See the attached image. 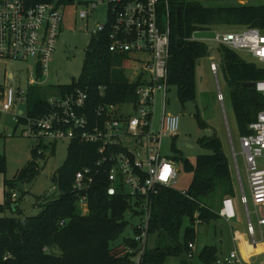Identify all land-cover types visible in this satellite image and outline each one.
<instances>
[{
  "label": "trees",
  "instance_id": "obj_1",
  "mask_svg": "<svg viewBox=\"0 0 264 264\" xmlns=\"http://www.w3.org/2000/svg\"><path fill=\"white\" fill-rule=\"evenodd\" d=\"M29 4L50 3L57 7L71 4L74 0H27ZM161 13H165V1L161 0ZM168 21L170 29V58L168 83L177 87L181 102L196 97V64L210 54L206 40L193 39L196 30L230 27H257L264 29V2L257 0H168ZM221 68L229 87L230 98L240 135L250 132L249 124L264 110V95L245 83L264 79V67L253 61L244 60L233 49L219 44ZM126 54H115L109 50V37L105 32L92 35L86 48L79 78L70 85L47 90L44 86L28 88L27 106L30 115L49 110L46 97L49 94L65 93L77 88L88 90L98 98L99 87L106 86L107 99L114 103L134 98L135 85L126 73L129 66ZM198 117L199 125L204 123ZM1 118V113H0ZM26 123L23 116L19 122ZM200 146L211 152L201 154L193 164L184 159L186 170L193 173L187 194L176 188L164 187L155 197L149 234H158L161 244L147 248L142 264H164L169 255H180L189 251V243L195 242V213L201 222L216 220L215 201L218 197L236 196L235 182L221 139L217 135L201 137ZM35 146L31 159L19 168L12 179H5V200L1 211L11 209L22 213L19 197L13 198L20 180L35 178L40 170ZM54 145V143H52ZM48 149L49 145H43ZM97 146L72 141L67 158L54 172L52 180L58 194H44L38 197L39 212L24 217L0 216V264H135L133 253H122L111 245L128 226L127 213L137 216L139 201L130 198L123 189L109 195L110 185L105 170L96 177L89 190L88 209L82 212L79 197L73 190L78 170L94 167L98 159ZM5 171V159L0 155V172ZM186 227L180 242V231L184 220ZM63 221V224L61 223ZM137 228H135V233ZM124 243L134 249L137 242L126 238ZM217 248L206 246L201 259L216 261Z\"/></svg>",
  "mask_w": 264,
  "mask_h": 264
},
{
  "label": "built area",
  "instance_id": "obj_2",
  "mask_svg": "<svg viewBox=\"0 0 264 264\" xmlns=\"http://www.w3.org/2000/svg\"><path fill=\"white\" fill-rule=\"evenodd\" d=\"M108 11L106 23L97 25L92 34L105 32L109 37V50L129 57L128 68L134 76V98L114 103L107 99V87L100 86L99 97H93L88 90L77 88L65 93L49 94L46 97L49 110L44 113L27 115L23 110L16 115V121L23 116L26 120L24 132L36 137L42 143L37 153H45L43 145L67 140L89 143L97 146L98 159L94 167L78 170L74 177L73 190L79 197L82 212L88 209L86 191L103 170L108 175L109 195L123 189L131 199L140 202L141 222L136 227L133 239L136 249L125 243L115 247L122 253L137 252L135 264H142L147 250L150 222L155 197L164 187L174 188L178 182L179 169L173 158L162 155L161 144L165 137L174 138L179 134L180 116L167 112L168 66L170 58V29L168 21V0H164L166 13H161V0H100ZM264 2V0H257ZM96 2L87 5L79 13L88 17ZM62 9L50 3L31 5L27 0H0V59L35 60L31 69L33 84L42 85L43 76L50 71V62L61 32ZM199 31V30H196ZM216 40L233 50H243L253 61L264 67V29L240 27L230 32L217 31ZM193 39H197L193 36ZM202 40V39H201ZM220 66L212 61L210 70L217 75ZM36 77V78H35ZM254 90L264 95V79L255 82ZM163 94V115L159 127L154 128V106L157 93ZM6 111L18 102H27L28 90L8 87L0 91ZM217 98L224 101L218 90ZM250 132L240 135V151L236 152L231 141L232 159L240 187V202L247 216V231L254 246L264 240V110L249 124ZM124 138L135 139L136 145L146 147L148 159L141 151H132ZM48 145V144H46ZM49 145V146H50ZM244 161L250 196L243 187L238 157ZM187 194L186 190L181 191ZM13 198L17 192L13 191ZM254 204L250 211L249 204ZM218 214L230 221L236 215V204L232 197H224ZM257 216V224L251 215ZM200 223L199 213H195ZM63 224V221L61 222ZM189 257L194 256V243H189ZM237 250L217 263L240 262Z\"/></svg>",
  "mask_w": 264,
  "mask_h": 264
},
{
  "label": "rangeland",
  "instance_id": "obj_3",
  "mask_svg": "<svg viewBox=\"0 0 264 264\" xmlns=\"http://www.w3.org/2000/svg\"><path fill=\"white\" fill-rule=\"evenodd\" d=\"M96 2V7L89 13L88 17L81 18L80 11L87 10V5ZM62 22L61 32L59 34L55 51L53 52L50 62V71L47 76H43L42 85L33 84L31 69L36 64L34 59L28 60H6L0 59V91L8 87L28 90L32 86H44L47 90L56 89L63 85H70L76 81L81 73L86 48L91 40L92 31L97 25L106 23L108 11L105 3L100 0H74L73 3L61 7ZM217 30V29H213ZM222 32H230V27H221ZM210 48V54L197 61L196 64V97L194 100L181 102L178 96L177 87L169 84L167 112L180 116L179 134L173 139L165 137L162 140V155L175 159L176 166L179 169L178 182L174 186L177 190H188L193 178V173L186 170L184 159H188L193 164L196 163L197 157L201 154H207L211 151L200 146L198 139L201 137H210L217 135L223 144V149L228 158L232 176L235 182L236 194H240V187L232 159L231 140L237 153L240 151L239 129L234 113L233 103L230 98L229 87L225 81L224 73L221 68V55L218 48L219 43L216 39L206 40ZM240 56L250 62L253 58L249 53L243 50H237ZM215 61L219 66L217 75L210 70V63ZM126 73L130 78L134 76L131 69L126 68ZM36 78V77H35ZM223 93L224 101L217 98L218 90ZM27 102H18L12 109H4V98L0 96V155L5 159V171L0 172V204L4 203V181L12 179L17 170L23 167L32 157L35 146L40 140L36 137L27 135L24 132L26 123L18 122V127L13 132L18 108H25ZM163 115V94L157 93L154 106V128H158ZM204 123L199 125L198 117ZM13 133V134H12ZM124 143L132 151H141L143 159H148L146 147L136 145L135 139L124 138ZM45 144L50 145L48 142ZM70 142L67 140L57 141L45 150L44 156L39 157L37 162L40 170L38 175L29 180H20L17 183L15 191L19 197V206L22 213H15L11 209L1 211L0 216L24 217L35 215L39 212L37 206L38 197L44 194H58L56 185L52 180L54 172L64 163L68 154ZM239 168L241 171L243 187L250 196L247 175L244 162L240 154L237 155ZM264 166V159H261ZM250 207H252L250 201ZM242 222L233 221L229 224L221 219L209 222H200L195 224V244L193 251L194 256L189 257L187 253L180 255H169L164 264H207V261L200 258V253L206 246L217 247L218 259L229 255L233 247L232 230L240 232L243 235V241L247 245L249 255L242 257V264H264V245L252 250L249 242L244 235L247 234L246 220L244 214H240ZM128 226L118 238L112 241L111 245L117 247L124 243L126 238L135 236V228L141 222V216H132L130 213L125 215ZM190 225L188 219L184 220L183 227L180 231V242L183 240L184 232ZM158 234L148 236L147 248H154L161 244ZM239 241V240H238ZM223 242V243H222ZM226 255V256H225ZM249 257V258H248ZM209 264H217L210 261ZM228 264V263H224Z\"/></svg>",
  "mask_w": 264,
  "mask_h": 264
},
{
  "label": "crops",
  "instance_id": "obj_4",
  "mask_svg": "<svg viewBox=\"0 0 264 264\" xmlns=\"http://www.w3.org/2000/svg\"><path fill=\"white\" fill-rule=\"evenodd\" d=\"M217 31H221V30H217ZM220 54V53H219ZM221 55V54H220ZM254 62V61H253ZM260 65V64H259ZM27 108V104H26V106H25V108H22V107H19L18 108V113H21L22 112V110H23V113H24V110ZM10 112H12V110H10ZM18 122H19V120H18ZM18 122L16 121V123H15V126H14V129H13V132H15L16 131V129H17V127H18ZM13 134V133H12ZM175 138V137H174ZM173 138V139H174ZM232 141V140H231ZM232 143H233V141H232ZM234 145V144H233ZM244 162V161H243ZM239 184V183H238ZM230 197H232L233 199H234V201H235V204H236V215H235V217L234 218H232L230 221H227L226 219H224V218H222L219 214V217L217 218V220L218 219H221V220H223L225 223H227V224H229V227L232 229V225H231V223L233 222V221H236V222H242V219H241V217H240V214H244V216H245V220H246V229H247V216H246V212H245V208H244V206L242 205V203L240 202V195H236V196H230ZM222 200H223V198H221V197H218L217 198V200L215 201V205H216V209H217V213L219 212V209H220V207H221V205H222ZM252 204V207H250V204H249V209H250V211H254V208H255V206H254V204L253 203H251ZM251 217H252V220H253V222L255 223V224H257V216L255 215V214H252L251 215ZM248 232V231H247ZM249 235V234H248ZM244 237H245V239H246V241L247 242H249V244H250V247L252 248V250L253 249H255V248H258L259 247V245L260 244H262V246L264 245V240H261L260 239V242L258 243V245H256V246H254L253 244H252V242H251V238H250V235H249V238L247 237V234L246 235H244ZM243 239V235H242V233H240V232H233V230H232V241H233V249L231 250V252L232 251H234V250H237V252H238V254H239V257H240V262H231V263H229V262H222L221 264H224V263H228V264H242L243 262H242V258H241V256L243 257H247L248 255H249V253H248V249H247V245L245 244L246 242H245V240L243 241L242 240ZM239 240V241H238ZM223 243V242H222ZM194 245H195V247H196V244H195V242H194ZM217 248V247H216ZM195 249V248H194ZM218 249V248H217ZM230 252V253H231ZM229 253V254H230ZM200 255H201V253H200ZM226 256V255H225ZM226 257H228V256H226ZM226 257H224V258H220V259H222V260H224ZM201 258V257H200ZM249 258V257H248ZM217 260H218V257H217V259H216V262H217ZM218 264V263H217Z\"/></svg>",
  "mask_w": 264,
  "mask_h": 264
},
{
  "label": "water",
  "instance_id": "obj_5",
  "mask_svg": "<svg viewBox=\"0 0 264 264\" xmlns=\"http://www.w3.org/2000/svg\"><path fill=\"white\" fill-rule=\"evenodd\" d=\"M193 36L197 39H203V40L215 39L217 36V32L213 29L199 30V31H195L193 33ZM244 86L254 89L255 82L245 83ZM24 115H27L26 109L24 110Z\"/></svg>",
  "mask_w": 264,
  "mask_h": 264
}]
</instances>
